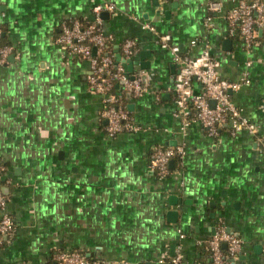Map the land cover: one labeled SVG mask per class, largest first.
Masks as SVG:
<instances>
[{"label": "crops", "instance_id": "crops-1", "mask_svg": "<svg viewBox=\"0 0 264 264\" xmlns=\"http://www.w3.org/2000/svg\"><path fill=\"white\" fill-rule=\"evenodd\" d=\"M208 1L0 0V24L15 46L0 63V186L15 221L0 264H47L71 249L89 264H168L177 251L182 264H211L206 241L218 226L243 241L231 264H264V42L246 49L229 35L225 15L237 0H219L207 26ZM105 2L116 6L103 17L115 60L124 39H135L130 63L118 62L148 86L123 98L140 129L115 136L89 87V61L55 42L62 20L91 22ZM160 34L192 55L210 45L223 78L248 73L231 95L257 136L222 128L212 137L199 122L182 128L173 115L178 66ZM172 143L185 152L158 177L151 154Z\"/></svg>", "mask_w": 264, "mask_h": 264}, {"label": "built area", "instance_id": "built-area-1", "mask_svg": "<svg viewBox=\"0 0 264 264\" xmlns=\"http://www.w3.org/2000/svg\"><path fill=\"white\" fill-rule=\"evenodd\" d=\"M115 4L105 2L92 8L94 19L83 22L79 19H64L60 32L55 39L57 44L64 46L75 56L89 61L91 72L88 76L89 87L93 92L102 96V116L107 120L105 131L109 136L123 132H133L140 129L130 112L126 109L123 98L125 94L133 97L142 96L148 89L141 73L130 74L124 63L115 60L110 50V38L103 28L104 12L115 10ZM209 12L205 19L207 26L212 25L211 13L223 9L219 0L207 2ZM228 33L239 37L246 49H251L264 42V0H237L236 4L226 13ZM144 28L155 31L149 24ZM0 26V39L2 36ZM196 40L191 43L196 44ZM159 43L169 48L172 58L178 66L174 77L173 90L175 93V110L173 115L180 119L185 129L194 122L201 123L212 137H217L222 128L236 135L246 131L257 136L258 128L250 121L241 109L234 103L231 93L249 83L248 73L245 72L240 80H230L220 76L219 59L212 53L210 45H206L197 55L182 52L177 45L171 44L169 34H160ZM15 51V46L9 43L0 44V63L8 62ZM138 52L136 40L127 37L121 45V53L125 58H131ZM201 85V91L193 89V84ZM119 86V90L116 89ZM160 98V92L156 93ZM214 102V103H212ZM185 152L183 144L168 147H158L150 157V165L158 177H165L170 173V161L181 157ZM264 156V144L260 146ZM4 166L0 165V178ZM9 196L0 186V244L3 240H11L15 232V221L5 211ZM206 247L211 257V264H231L234 256L243 250L242 239L229 232L224 226H218L206 241ZM182 253L170 258L168 264H182ZM47 264H89L84 253L77 249L61 250L53 254Z\"/></svg>", "mask_w": 264, "mask_h": 264}, {"label": "water", "instance_id": "water-1", "mask_svg": "<svg viewBox=\"0 0 264 264\" xmlns=\"http://www.w3.org/2000/svg\"><path fill=\"white\" fill-rule=\"evenodd\" d=\"M105 14H108V13H106V12H104L103 14H102V16L104 17V15ZM116 59H117V61H122V62H124V63H130V59L129 58H125V57H123L122 55H121V53L120 52H117V54H116ZM212 103H214V102H212ZM172 145H175V143H172ZM171 164H174V160H171L170 161V165Z\"/></svg>", "mask_w": 264, "mask_h": 264}, {"label": "trees", "instance_id": "trees-1", "mask_svg": "<svg viewBox=\"0 0 264 264\" xmlns=\"http://www.w3.org/2000/svg\"><path fill=\"white\" fill-rule=\"evenodd\" d=\"M0 26H1L2 31H3V26L1 24H0ZM4 43H8V42L5 39L4 32H2V36H1V39H0V44H4ZM177 158L178 157H175V160H177ZM9 242H10L9 239L8 240H3V243L0 244V247L3 246V245H5V244H7V243H9Z\"/></svg>", "mask_w": 264, "mask_h": 264}]
</instances>
